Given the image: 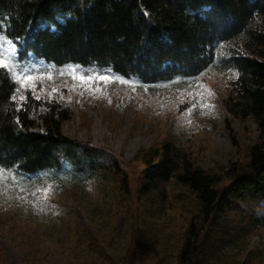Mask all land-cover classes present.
Segmentation results:
<instances>
[{
    "label": "trees",
    "instance_id": "16d2710c",
    "mask_svg": "<svg viewBox=\"0 0 264 264\" xmlns=\"http://www.w3.org/2000/svg\"><path fill=\"white\" fill-rule=\"evenodd\" d=\"M0 41L15 44V60L31 71L60 80L70 77L65 65H79V72L123 77L153 95L191 87L206 74H234L226 111L250 118L259 135L247 163L231 172L232 184L219 190L222 172H205L168 146L159 163L161 178L184 187L197 205L176 255L180 264H212L225 246L248 247L258 221L242 227L237 204L264 203V0H0ZM16 86L0 70V168L79 187L113 179L127 191L116 162L62 134L67 110L52 107L34 130L28 111H17L10 99ZM99 188L106 201L107 188ZM151 188L164 200L163 184L149 183L140 195ZM232 214L241 219L228 229ZM248 253L242 264L254 258Z\"/></svg>",
    "mask_w": 264,
    "mask_h": 264
},
{
    "label": "rangeland",
    "instance_id": "374dc122",
    "mask_svg": "<svg viewBox=\"0 0 264 264\" xmlns=\"http://www.w3.org/2000/svg\"><path fill=\"white\" fill-rule=\"evenodd\" d=\"M10 45L0 44L5 56ZM234 82V74L214 72L192 87L153 95L112 80L96 81L90 90L74 86L79 82L71 78H43L35 93L22 90L27 100L19 111H28L35 130L52 107L67 110L62 134L103 151L102 160L116 162L127 191L113 179L99 180L93 188L33 185L6 171L8 178L0 181V264H180L176 255L197 205L184 187L161 178V150L168 146L205 172H222L219 190L230 186L231 172L247 163L248 149L259 135L250 118L226 111ZM195 93L212 107H201ZM192 103L197 107L189 114ZM149 183L159 189L164 185V200L156 188L140 195ZM100 185L108 190L106 201ZM45 187L52 189L47 199L40 191ZM237 205L242 227L252 220L258 224L248 231V247L225 246L212 264H242L246 252L254 255L250 264H264V203ZM237 219L239 214L228 218L227 228Z\"/></svg>",
    "mask_w": 264,
    "mask_h": 264
},
{
    "label": "snow or ice",
    "instance_id": "6c2138e0",
    "mask_svg": "<svg viewBox=\"0 0 264 264\" xmlns=\"http://www.w3.org/2000/svg\"><path fill=\"white\" fill-rule=\"evenodd\" d=\"M2 47V46H0ZM17 54V46L15 44H11L9 48V55L5 56L3 51H0V70H6L7 74L14 81L15 90L13 94L10 96L11 101L16 104L17 110L22 107L23 102L27 100V96L20 94L21 91L27 93L29 91L35 93L37 91L38 82L47 78L48 80L53 79V73L51 71L45 72H34L27 68L26 65H23L20 61L13 59V56ZM68 70V75L71 77L72 81L79 82L74 86L79 87H88L90 90L92 89V84L96 81H111V80H119L121 83H132V81L125 80L123 77H113L104 74H99L93 71L90 75L79 72V65H65ZM64 73H60L63 75ZM43 89H40L42 91ZM52 91H58L55 87L52 88ZM196 97L200 99L201 107H212L211 105H207L206 102L199 97V93H195ZM39 99V96H36ZM197 107L196 103H192L191 107H187L186 111L191 114L192 110ZM16 123L19 124V120H16ZM8 172L9 175L10 170H6L4 168H0V181L6 180L8 177L5 175V172ZM42 198L47 199L48 194L52 191L51 187H45L41 190Z\"/></svg>",
    "mask_w": 264,
    "mask_h": 264
}]
</instances>
